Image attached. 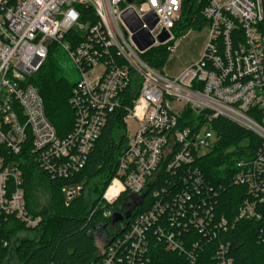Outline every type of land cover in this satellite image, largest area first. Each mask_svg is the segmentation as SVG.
Returning <instances> with one entry per match:
<instances>
[{"label": "built area", "instance_id": "2783aa9c", "mask_svg": "<svg viewBox=\"0 0 264 264\" xmlns=\"http://www.w3.org/2000/svg\"><path fill=\"white\" fill-rule=\"evenodd\" d=\"M82 6L93 8L95 23L82 21ZM182 6L183 0H0V236L3 224L12 218L25 230H35L43 221L42 215L28 209L21 168L28 158L17 155L29 144L31 160L50 177L68 178L80 172L107 111L117 107L123 91L135 84L124 118L128 147L119 157L103 199L113 204L129 192L139 203L157 181L158 171L164 167L173 175L167 187L153 190L150 206L127 230L103 243L97 264H148L152 240L183 255L179 264H203L204 253L211 254L215 264H234L228 243L211 246L227 221L225 217L218 221L208 204L213 187L205 182L196 162L215 148L219 136L213 125L220 117L256 133L262 150L255 157L238 160L235 178L256 200H245L236 220L263 218L257 207L264 205V180H260L264 172V36L260 29L264 0H206L202 15L209 22V34L202 56L171 76L150 66L142 54L158 46L166 47L170 58L175 54L179 40L174 28ZM130 9L142 22L139 31L147 29L155 38L144 51L136 46L134 33L122 19ZM150 12L158 17L153 28L144 20ZM73 28L85 34L74 48L64 42ZM163 33L168 37L160 41ZM52 42L63 46L79 71L70 97L77 116L66 137L59 136L43 97L30 81L46 61ZM141 97L147 102L142 109ZM187 109L195 118L181 126ZM121 185L123 190L109 199V190L114 187L115 192ZM80 191L79 185L64 186L66 204ZM190 228L200 237L189 244L183 233ZM22 230L9 239L0 237V247L11 250L7 257H0V264L10 261ZM260 238L264 240V226Z\"/></svg>", "mask_w": 264, "mask_h": 264}, {"label": "trees", "instance_id": "16d2710c", "mask_svg": "<svg viewBox=\"0 0 264 264\" xmlns=\"http://www.w3.org/2000/svg\"><path fill=\"white\" fill-rule=\"evenodd\" d=\"M134 1L140 3L144 0ZM205 3L206 0H183L181 15L174 28L175 33L181 34L208 25V20L202 15ZM79 8L83 13L82 21H90L91 24L97 21L92 7ZM260 29L264 36V23L260 25ZM84 36V32L73 28L65 35L64 42L74 48ZM142 58L156 70L164 71L163 67L170 58V52L166 47L158 46L142 54ZM68 60V53L58 47L56 42H52L46 61L30 80L43 97L46 114L61 137H66L72 131L77 116L76 110L70 104L71 93L77 81H72V68L66 67ZM75 69L79 73L76 66ZM135 88L134 84L124 90L119 105L112 111H107L106 122L88 154L85 166L73 176L50 177L39 164L31 160L33 152L29 144L23 153L17 155L18 159L24 154L28 158V161L21 164L28 209L43 217L41 225L35 229L36 238L21 240L14 249L18 264H97L101 260L102 250L97 233L104 225L111 224L114 213L124 211L130 197L129 192H124L117 201L109 204L103 199V194L116 173L119 157L128 147L124 118L127 114L126 108L132 105ZM194 118L195 115L187 109L180 120L181 126L190 124ZM213 129L219 136L215 148L196 162L205 182L213 187V192L207 197L208 204L213 206L218 221L223 217L227 221L226 229L218 230L217 241L211 246L228 243L234 264H264V240L260 238L264 216L261 220H236L243 202L247 199L255 201L256 198L246 185L236 183L235 179L239 171L238 160L255 157L262 150V139L253 131L224 117L214 121ZM172 175V171H167L164 167L158 171L157 181L152 188L127 212L130 216L126 221L116 229L107 230L106 236L101 238L103 243L111 242L115 236L127 230L133 219L150 206L153 190L167 187V180ZM38 179L46 180L51 201L48 205L35 209L31 207L33 203L30 195ZM260 180H264V172ZM68 185H79L81 191L66 204L62 188ZM87 189L89 196L86 194ZM113 190L114 187L109 190V194ZM257 208L264 214V205L259 204ZM108 210L113 211L112 215L107 214ZM13 220L12 218L3 224L0 236L2 239H9L16 231L24 229L22 224ZM121 226L124 230L119 232ZM183 234L189 244L192 238L199 240L200 237L193 228ZM10 251L9 247H0V257H7ZM148 257V264H179L178 260L183 255L166 250L163 245L152 240ZM202 257L203 264H215L211 254L204 253Z\"/></svg>", "mask_w": 264, "mask_h": 264}, {"label": "rangeland", "instance_id": "374dc122", "mask_svg": "<svg viewBox=\"0 0 264 264\" xmlns=\"http://www.w3.org/2000/svg\"><path fill=\"white\" fill-rule=\"evenodd\" d=\"M175 34L177 36V40H179L178 49L175 52V54L165 63L163 67L165 73L171 76L178 75L186 66L192 64L193 62H196L201 58L203 50L205 48V44L208 39L209 26L206 25L201 29H190L185 33H181V34L175 33ZM57 46L63 48V46L60 43H57ZM68 56L70 61L69 60L66 61V67L72 68V72H73L72 81H77L79 79V73L75 69V65L69 53ZM87 191L88 189L86 190V194L87 196H89ZM130 197H134V196L131 195ZM30 198L33 203L31 207L35 209H38L50 203L51 192L46 180L44 179L36 180ZM136 201L137 198L135 199L134 202ZM36 236H37V232L35 230L24 229L18 233L16 238L17 241L20 242L21 240L24 239H35ZM98 243L102 246L103 240L101 238H98ZM18 263H19L18 257L15 253L12 254V257H10V261L6 262V264H18Z\"/></svg>", "mask_w": 264, "mask_h": 264}, {"label": "water", "instance_id": "95a60500", "mask_svg": "<svg viewBox=\"0 0 264 264\" xmlns=\"http://www.w3.org/2000/svg\"><path fill=\"white\" fill-rule=\"evenodd\" d=\"M128 2H132V0H128ZM122 19L129 27V29L134 33L133 41L136 44V46L139 48V50L144 51L154 44L155 38L150 34V32L147 29H143L139 31L142 22L131 9L123 13ZM144 20L149 25L150 28H153L158 23V17L154 12L148 13L144 17ZM167 37L168 34L163 33L160 35L159 40L164 41L165 39H167ZM129 216L130 213L123 215L117 211L112 216L111 226L116 225L119 221L123 220L124 217L128 218ZM123 230L124 227L121 226L119 232H122Z\"/></svg>", "mask_w": 264, "mask_h": 264}, {"label": "flooded vegetation", "instance_id": "af4514ba", "mask_svg": "<svg viewBox=\"0 0 264 264\" xmlns=\"http://www.w3.org/2000/svg\"><path fill=\"white\" fill-rule=\"evenodd\" d=\"M134 197H129L130 199H128V201H126V208L124 209V211L120 212L121 214H127V212H130V210L133 208L134 204H135V199H136V195H133ZM127 218H123V220L119 221L116 225L111 226V224L108 225H104L99 232L97 233L99 238H104L107 233V230H112V229H116L118 228V226L120 224H122L124 221H126Z\"/></svg>", "mask_w": 264, "mask_h": 264}, {"label": "clouds", "instance_id": "9594fccd", "mask_svg": "<svg viewBox=\"0 0 264 264\" xmlns=\"http://www.w3.org/2000/svg\"><path fill=\"white\" fill-rule=\"evenodd\" d=\"M139 105H140V109L147 107V102L141 97L140 100L138 101ZM140 109L137 110V114H139ZM114 183L119 184L118 180H114ZM123 190V186L121 185L120 188L111 193V196L109 197V199L113 198L115 195H118L119 191Z\"/></svg>", "mask_w": 264, "mask_h": 264}]
</instances>
